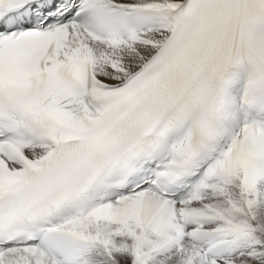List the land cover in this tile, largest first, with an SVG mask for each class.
Returning <instances> with one entry per match:
<instances>
[{
  "label": "snow or ice",
  "instance_id": "obj_1",
  "mask_svg": "<svg viewBox=\"0 0 264 264\" xmlns=\"http://www.w3.org/2000/svg\"><path fill=\"white\" fill-rule=\"evenodd\" d=\"M0 264H264V0H0Z\"/></svg>",
  "mask_w": 264,
  "mask_h": 264
}]
</instances>
